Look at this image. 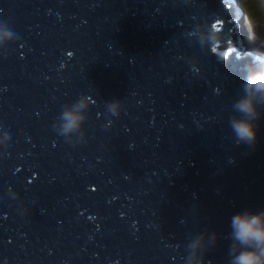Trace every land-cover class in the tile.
<instances>
[{
  "label": "water",
  "instance_id": "water-1",
  "mask_svg": "<svg viewBox=\"0 0 264 264\" xmlns=\"http://www.w3.org/2000/svg\"><path fill=\"white\" fill-rule=\"evenodd\" d=\"M242 17L235 0H0V264H231V218L264 211V102L255 146L230 127L264 67L237 57ZM67 111L83 119L65 132Z\"/></svg>",
  "mask_w": 264,
  "mask_h": 264
},
{
  "label": "clouds",
  "instance_id": "clouds-1",
  "mask_svg": "<svg viewBox=\"0 0 264 264\" xmlns=\"http://www.w3.org/2000/svg\"><path fill=\"white\" fill-rule=\"evenodd\" d=\"M5 34L0 33V38ZM246 95L237 101L235 107L242 115L233 116L230 120L231 130L239 143L253 147L257 140V125L255 121L260 112L257 109V98L264 102V67L251 70L244 85ZM84 102L77 105L84 107ZM119 101L109 105L113 115L119 112ZM64 131L68 132L77 128L83 119L78 112L67 111L64 113ZM231 237L233 244L230 246L231 264H264V211L253 212L245 210L237 212L231 218ZM202 237L191 245L193 249L200 246ZM215 241V234L212 236ZM190 264H196L195 258Z\"/></svg>",
  "mask_w": 264,
  "mask_h": 264
},
{
  "label": "bare ground",
  "instance_id": "bare-ground-1",
  "mask_svg": "<svg viewBox=\"0 0 264 264\" xmlns=\"http://www.w3.org/2000/svg\"><path fill=\"white\" fill-rule=\"evenodd\" d=\"M254 1L258 3V1L256 0ZM250 3H252V1ZM252 4H253V8L255 9L254 7L255 4L254 3ZM235 7L243 15V17L236 22L237 35L243 46L242 50L238 52L237 57H241L244 52H247L261 59L264 62V44H259L258 46L254 43L255 42L254 39H259L258 37L259 35L256 33V31L262 32V30H264V27H262V30H261V27L259 26L260 24L264 23V17L262 18V15L264 14L261 13L264 9L258 6L257 14L256 15L254 14L253 18L249 20L246 15L245 4L242 5V2H240L239 0H235ZM249 7H250L251 12H253L252 6L249 5ZM255 13H256V10H255ZM220 26L221 25L213 26V28H219ZM236 47L237 46L235 44H219L215 48H212V50H215L218 52V49L221 48L223 50L219 52H226Z\"/></svg>",
  "mask_w": 264,
  "mask_h": 264
},
{
  "label": "rangeland",
  "instance_id": "rangeland-1",
  "mask_svg": "<svg viewBox=\"0 0 264 264\" xmlns=\"http://www.w3.org/2000/svg\"><path fill=\"white\" fill-rule=\"evenodd\" d=\"M240 2H242V5L243 4H245V7H246V15H247V18L249 19V20H251L252 18H253V15L255 14H257V7L259 6L260 8H263L264 9V0H256V1H258V3L257 2H255L254 0H239ZM252 1V3H254L255 5H254V7H255V9L253 8V4L252 3H250ZM249 5L250 6H252V9H253V12H251V10H250V7H249ZM255 10H256V13H255ZM262 14H264V10L261 12ZM264 17V15H262V18ZM261 18V19H262ZM260 27H261V30H262V27H264V23H262V24H260L259 25ZM256 33L259 35L258 37H259V39H254L255 40V44L256 45H258L259 46V44H264V30H262V32H258V31H256Z\"/></svg>",
  "mask_w": 264,
  "mask_h": 264
},
{
  "label": "trees",
  "instance_id": "trees-1",
  "mask_svg": "<svg viewBox=\"0 0 264 264\" xmlns=\"http://www.w3.org/2000/svg\"><path fill=\"white\" fill-rule=\"evenodd\" d=\"M240 5V4H239ZM241 6V5H240ZM243 8V7H242Z\"/></svg>",
  "mask_w": 264,
  "mask_h": 264
},
{
  "label": "snow or ice",
  "instance_id": "snow-or-ice-1",
  "mask_svg": "<svg viewBox=\"0 0 264 264\" xmlns=\"http://www.w3.org/2000/svg\"><path fill=\"white\" fill-rule=\"evenodd\" d=\"M215 51V50H214Z\"/></svg>",
  "mask_w": 264,
  "mask_h": 264
}]
</instances>
